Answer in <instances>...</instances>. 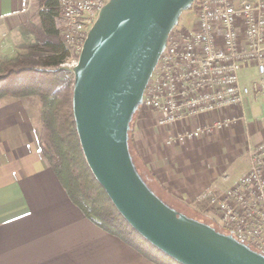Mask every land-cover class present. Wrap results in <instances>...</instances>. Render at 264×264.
I'll list each match as a JSON object with an SVG mask.
<instances>
[{
	"label": "crops",
	"instance_id": "0c3cea01",
	"mask_svg": "<svg viewBox=\"0 0 264 264\" xmlns=\"http://www.w3.org/2000/svg\"><path fill=\"white\" fill-rule=\"evenodd\" d=\"M26 5V0H0V58L15 53L10 33L24 22ZM258 78L254 67L240 73L243 86ZM224 119L228 127L186 144L168 145L173 132L159 129L156 120H144L137 131L141 158L177 201L191 205L206 193L222 191L212 190L214 164L227 187L247 172L248 148L264 140V95L251 94L243 106L204 116L189 127ZM40 130L32 104L0 100V264H158L97 227L71 202L39 154ZM239 159L243 173L231 182L224 174Z\"/></svg>",
	"mask_w": 264,
	"mask_h": 264
},
{
	"label": "water",
	"instance_id": "95a60500",
	"mask_svg": "<svg viewBox=\"0 0 264 264\" xmlns=\"http://www.w3.org/2000/svg\"><path fill=\"white\" fill-rule=\"evenodd\" d=\"M196 1L109 0L72 68L77 134L96 181L156 251L177 264H264L263 254L164 202L130 154V126L168 36Z\"/></svg>",
	"mask_w": 264,
	"mask_h": 264
},
{
	"label": "built area",
	"instance_id": "2783aa9c",
	"mask_svg": "<svg viewBox=\"0 0 264 264\" xmlns=\"http://www.w3.org/2000/svg\"><path fill=\"white\" fill-rule=\"evenodd\" d=\"M63 42L77 64L85 40L109 0H58ZM192 30L174 28L146 87L140 109L169 131L167 144H186L230 121L190 128L204 116L264 95V0H197ZM65 63L63 66H67ZM259 78L243 86L240 73ZM248 170L232 186L210 192L209 210L227 235L264 255V140L248 148ZM226 179V178H224Z\"/></svg>",
	"mask_w": 264,
	"mask_h": 264
},
{
	"label": "trees",
	"instance_id": "16d2710c",
	"mask_svg": "<svg viewBox=\"0 0 264 264\" xmlns=\"http://www.w3.org/2000/svg\"><path fill=\"white\" fill-rule=\"evenodd\" d=\"M38 1L40 11L37 19L29 20L12 32L15 54L0 58V100L11 98L28 101L36 108L37 122L41 127L39 154L55 172L71 202L88 220L152 261L166 264L161 263L154 255H149L150 250L139 240L143 239L117 211L88 167L73 112L74 75L72 69L63 66L67 63L69 54L59 26V2ZM197 3H194V9ZM139 110L140 108L137 112ZM132 123L128 144L135 167L151 190L170 205L158 190L168 198L177 200L157 182L144 161L141 162L140 156L136 154L135 157L131 150ZM209 194L210 192L206 193L187 206L200 213H209Z\"/></svg>",
	"mask_w": 264,
	"mask_h": 264
},
{
	"label": "rangeland",
	"instance_id": "374dc122",
	"mask_svg": "<svg viewBox=\"0 0 264 264\" xmlns=\"http://www.w3.org/2000/svg\"><path fill=\"white\" fill-rule=\"evenodd\" d=\"M26 1H27V5H26V8H25L24 13L22 15V20H24V22L22 24L28 22L29 20H36L38 17V13L40 11V5H39L38 0H26ZM195 22H196L195 9L192 8L190 10L185 11L181 15L180 22H179L177 27H185L187 30H192ZM22 24H19V26ZM19 26H17V27H19ZM13 30L10 33L11 43H12L11 36H12ZM12 46H13V44H12ZM14 50L16 52L15 48H14ZM67 64L68 65L64 66V68H69V69L73 68L72 60L67 61ZM144 120H155V115L151 111H147L145 109H140L137 112V114L134 116V120L132 123V130H133L132 131V140L130 142V145H131V150H132L133 154L135 155V157H136V154H138L140 156L139 150L137 147V143H136V133L139 130V128L141 127ZM40 134H41V130H40ZM140 160H141V162L143 161L141 156H140ZM219 166H221V165H219ZM210 167H211V170H209V174H210L211 178H216L215 186L212 187L213 188L212 190H224L228 186V183H222L223 174L222 175L219 174L220 173L219 169L221 167L219 168L218 165H215V164L213 166H210ZM228 168H229V171L227 172V174H224V175H228L229 177H231V182L243 173V165H242L241 159H239V161L235 162L233 165L229 166ZM158 193L160 195H162V197L166 201H168V203H170V205L173 208H175L179 213H183V214H185V215H187V216H189V217H191V218H193V219H195L201 223L207 224L209 226H212V227L224 232V230L219 226L216 216L211 211L209 213L208 212L207 213H200L194 208H191L187 205L185 206V204L181 203L180 201H175V200H172L171 198H168L160 190H158ZM139 240L144 245L146 244L145 248L150 250L149 252H151L155 257H157L161 263L165 262L166 264H177V263H174V261H172L171 259L165 257L160 252L156 251L148 243H146V241L141 240V239H139Z\"/></svg>",
	"mask_w": 264,
	"mask_h": 264
}]
</instances>
